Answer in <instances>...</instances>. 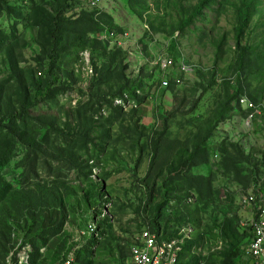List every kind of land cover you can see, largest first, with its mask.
<instances>
[{
    "label": "trees",
    "instance_id": "trees-1",
    "mask_svg": "<svg viewBox=\"0 0 264 264\" xmlns=\"http://www.w3.org/2000/svg\"><path fill=\"white\" fill-rule=\"evenodd\" d=\"M166 1L169 2V0ZM259 2L260 0H237L236 2L233 0H197L196 3L182 10L181 21L177 28L167 35L169 38L166 40L167 52L173 54L175 62H178L184 59L177 50L179 41L184 38L186 31L197 20L204 22L208 20L205 15L206 9L217 4L218 8L214 10L216 17L222 15L228 7L234 8L236 13L234 38L240 55L236 69L241 71H237L230 77H221L218 73V59L209 69L184 59L193 71L190 76L186 75L188 80L182 90L192 89L193 80H197L194 90L199 94L203 93V90L205 91L210 86L204 82L206 75L211 78V85L218 83L217 78L223 81V94L216 100L220 108L217 116L204 121L199 132L194 133L184 142L175 138L174 134L169 132L168 127L164 132L146 133L147 129L140 125L138 110L142 100H148V97H151L153 90L151 92L148 90H155L159 87L165 73L163 74L158 66L152 67L148 62L139 72H131V65L126 64L128 63L127 49L108 45L97 39L98 33L109 30L123 33L128 30L118 26L112 14L104 12L101 8H92L88 3H80L77 0H0V13L5 16L4 20H20L26 29L37 28L36 42L42 49V57L36 59L34 65L36 67H32L30 71L28 68L21 67L19 58H23L24 52L19 47L20 41L15 34L16 30L12 34L13 39H16L13 43L7 31L2 28V25L0 26V54L4 55L2 58L0 56V74L3 73L2 71L6 73L12 70L18 84V92L14 98H11L0 84V132L5 128L16 138L22 141L27 140V132L15 131L13 125L18 121L30 120L27 118L30 113L43 104H57L61 94L73 90L74 88L71 89L73 84L86 79L82 78L83 73L74 68L79 63L80 53L90 52V64L94 69H91L92 77L87 78L92 80L80 89L85 101L80 99L79 105L71 109V115L67 114L68 118L63 127L60 126L61 120L53 114L40 115L36 118L43 121L46 133L50 129L52 130L50 133L70 139V143L67 146L48 147L47 141H37L36 136L22 142L29 151V158L45 154L68 162L70 170H74L78 174L77 177L84 178L88 187L83 189L74 184V186H69L68 181L62 180L51 182V184L37 182L33 188L26 187L19 191L10 190L11 192H8L4 189L6 186L8 188V184L0 177L2 196L0 205L3 210V215L0 212V262L9 251L11 225H14L11 224V219H23L20 217L24 213L28 215L26 221L17 223L18 231L24 234L36 252L39 246L46 245L49 235L45 233L48 229L41 227L42 214L38 216L36 211H33V208L40 203L47 205L48 210L51 207L57 209L64 217L67 215L69 205L72 207L69 216H74L77 209L85 207L88 219H96L99 240L87 239L83 248L77 252L73 264H96L94 256L99 249L100 252L104 249L111 251L110 255L116 253L117 250L123 254L119 245L121 239L117 237L113 220L109 217L99 218L101 209L109 200L104 197L105 194L99 183L90 179L91 167L88 164L91 157H99L97 149H103L104 146L112 143L113 131L116 127L120 139H129L132 143L131 148L137 152L136 166L140 167L146 156L151 160L145 179L141 181L142 188L147 190L149 199L157 196L160 200L154 204L156 209L152 212L153 216L148 217L150 220L146 225H149L152 231L162 233L163 238L176 237L178 229L191 225L195 229L194 237L186 242L178 264H201V257H199L201 255H194L197 252H193V248L201 243L205 233H201L198 229L199 225L197 228L191 222L199 224L200 218L196 216L200 207L206 208L215 202L213 179L204 174L185 172L182 169L183 164L190 163L196 167L208 168L211 158L216 156L215 153L220 150L223 157L219 167L226 176L233 177V182L240 188V194L247 193L261 184V192L264 195L263 148L260 147L258 150L257 147L247 153L240 141L235 140V144L230 145L229 136H232V133H227L225 130L235 116L239 114L246 116L247 112L239 105L242 96H248L247 94L250 93V98L256 104L262 100L258 91L253 92L249 85L246 87L248 83L245 84L243 77L244 72L247 71L249 58L256 52V46L243 45L242 39L245 30L250 27L253 11L257 9ZM159 28L153 25L148 27L150 33L163 32V23ZM196 29L202 33L200 39L203 36L208 37L206 31L198 27ZM13 30L14 26L10 28V31ZM145 45L143 43L144 52L148 49ZM214 45L219 48L223 43L217 46L216 42ZM172 89L174 90V86ZM138 91L141 94H138ZM125 97L137 106L126 110L127 113L121 105H115L116 100H123ZM234 124L231 123V126H235ZM31 126V131L36 134L34 125L31 124ZM219 135L221 140L216 141L221 142L216 144L214 141L217 145L216 149L213 146L211 149L208 142L215 140ZM1 145L0 140V147ZM89 145L93 146V152H89L91 150ZM2 150L0 149V155L3 154ZM84 154L88 156V159H84ZM210 172H212L211 169ZM65 193L69 195L67 200L64 199ZM7 198H11L10 201L16 204L17 210L10 209ZM194 198L195 201H193ZM73 200L75 201L74 206L77 207L75 209H73ZM254 205L256 212L261 206V201L258 200ZM242 209L245 211L244 208ZM165 210L167 214L164 213ZM233 216L232 220L225 217L223 223L225 228L221 230V235L225 239V248L220 253V261L213 264H242L243 249L251 241L253 233L251 227L242 226L243 230H239L238 225L242 219L239 221L238 216ZM143 219L146 220L145 217ZM161 219L163 222L160 221ZM126 242L129 248L131 243ZM93 248H96V251H93ZM65 249L66 243L63 239L54 248H48L46 258L51 261L50 264L57 262ZM110 255L107 257L108 261ZM36 258H38L37 253L34 255V260Z\"/></svg>",
    "mask_w": 264,
    "mask_h": 264
},
{
    "label": "rangeland",
    "instance_id": "rangeland-1",
    "mask_svg": "<svg viewBox=\"0 0 264 264\" xmlns=\"http://www.w3.org/2000/svg\"><path fill=\"white\" fill-rule=\"evenodd\" d=\"M197 0H102L100 8L104 12H109L113 16L114 22L124 29H128L129 33L135 39L137 43H148V55L149 58L158 55H171L167 52V41L174 29L177 28L182 17V10L191 4L196 3ZM237 0H233L236 2ZM225 7V6H224ZM218 8V5H214L210 9L205 10V15L208 17L207 21L197 20L186 31V35L179 41L177 46L178 53L180 52L182 57L196 65L211 68L216 59H218V73L221 77H230L237 73V64L239 58V50L236 49L234 26L236 24V13L234 8L228 7L227 10L219 17H216L214 10ZM0 26L7 31L9 39H13L12 34L16 30L15 34L19 39V47L24 52L23 58H19V65L25 69H32L36 64V59L42 57V49L37 45V28L26 29L23 26V22L20 20L5 21L4 15L0 13ZM15 22V23H14ZM163 23V32L157 31V33H150L147 27L150 25L159 28ZM147 24V25H146ZM14 26V30L10 31V28ZM200 28L208 33V37L205 36L200 39L201 32L196 29ZM160 29V28H159ZM163 34V35H162ZM16 40V39H15ZM13 39V43L15 41ZM219 44L223 43L222 47L217 48ZM243 45H255V53L249 58V64L243 75L245 79L246 87L254 91H258L261 95V101L257 102L261 104L262 110L264 109V0H260L257 9L253 11L250 27L245 30L244 37L242 39ZM85 52V51H84ZM83 52V53H84ZM80 53V60L75 65V70L80 71L84 81L73 84L71 89L66 93L61 94L58 97V103L56 104H43L39 106L37 110H33L27 117L30 120L18 121L13 125L15 131L24 130L27 132L28 139L22 141L10 134L5 128L1 129L0 140L2 145L0 149H3L0 155V177L5 183L8 184L4 187L8 192L10 190L19 191L23 188L35 187L37 182H58L62 180L68 181L69 186H81L83 189H87L86 180L80 176L77 177V173L74 170H70V164L66 161L57 160L52 156L45 154H38L28 157V149L22 142L36 136L37 141H47L48 147L67 146L70 139H65L61 135L50 133L52 130L45 132V124L43 121H39L36 118L40 115L53 114L60 122V126L63 127L64 122L67 120V114H70L72 108L79 105L80 99L85 101V98L80 92L81 88H84L87 83L92 79L93 67L90 64V58ZM90 53V52H89ZM89 55V54H88ZM1 58L4 57L3 53L0 54ZM90 56V55H89ZM86 59V61H84ZM89 60V62L87 61ZM1 63V60H0ZM32 65V66H31ZM1 67V65H0ZM1 69V68H0ZM92 69V70H91ZM0 74V84H2L5 92L9 96L14 98L18 92L17 78L13 71H2ZM191 71L187 73L190 76ZM241 74V73H240ZM22 76V75H21ZM187 76V77H188ZM23 77V76H22ZM215 85H211V78L208 75L205 76L204 82L210 84V86L203 90V93H198L194 90L197 80H193L194 84L192 89L182 90L185 84L181 87L171 88L169 91L156 89L148 90L153 93L148 100H142L141 107L138 110V118H140V125L144 126L147 131L150 132H164L168 127L169 132L174 134L175 138H179L182 141H187L192 137L194 133L199 132V128L204 121L215 118L218 114L219 107L217 105V99L223 94L222 79L217 78ZM237 81V77H236ZM203 84V83H201ZM248 93V92H247ZM250 98V93L247 94ZM153 97V98H152ZM251 99V98H250ZM252 100V99H251ZM254 101V100H253ZM126 112V110H125ZM127 113V112H126ZM31 124L34 125L36 134L31 131ZM227 129V133H232L229 136L231 140L230 145L235 144L234 141L237 136L238 128L237 123ZM240 127V126H239ZM113 131L112 143L108 146H104L103 149H97L99 157L93 156L89 160V166L91 167L90 179L99 183L102 188L104 197L109 200V207L111 215L113 216V227L117 232V237L121 240L119 245L122 248V253L128 251V243L132 242L133 237L144 227L150 220L148 217L153 216L152 212L155 211L156 206L154 204L160 200L157 196H153L149 199V194L146 189L142 188V183L145 179L146 173L151 165L150 158L147 156L144 158V162L140 164V167L136 166L137 152L131 148V141L121 140L119 131ZM235 129V131H233ZM237 129V131H236ZM242 129V128H241ZM4 130V131H3ZM230 131V132H229ZM236 132V134H235ZM50 133V134H49ZM220 135L208 142L211 149L215 147L221 141ZM193 140V139H192ZM215 141V142H214ZM115 144V145H113ZM114 146V147H112ZM91 149L89 152H93L92 145L88 146ZM219 148V147H218ZM258 150L260 147L257 148ZM219 150V149H218ZM230 150V149H229ZM213 152V151H212ZM115 153V154H114ZM210 160L209 167H196L193 164H183V171H192L197 174H204L213 179V191H214V203H211L206 208L200 207L199 213L196 217H199V224L191 222L194 226L200 227L201 233H205L204 239L198 246L193 248L194 255H201V264H213L220 261V253L224 251L225 239L222 237V229L225 228V217H229L228 220L234 218L233 215L239 217V221L244 218L246 211H244L239 203L240 188L233 182L232 176H226L225 172L221 170L220 161L223 157V153L220 150L215 153ZM49 155V154H48ZM84 159H88V156L84 154ZM210 169L212 172H210ZM94 177V178H93ZM72 184H71V183ZM74 184V185H73ZM138 185V186H137ZM79 191V190H78ZM159 195V194H158ZM80 196V195H79ZM0 197L2 198L1 194ZM69 197L66 193L64 199ZM148 198V200H147ZM11 198H7V202L10 209L17 210L16 204L10 201ZM50 200V198H48ZM142 201V203H141ZM195 201V198L193 199ZM70 203V202H69ZM47 204V203H46ZM69 204H67L68 206ZM73 200V209L76 206ZM71 205L67 207V215L64 217L55 208H47V205H36L33 211L38 214H42L41 227L48 229L47 233V248H54L59 242L57 236L60 230L59 227L66 221L71 212ZM77 208V207H76ZM85 208V207H84ZM72 210V209H71ZM0 212L3 215V210L0 205ZM166 213V210L164 212ZM230 214V216H229ZM28 214L21 216L23 219H11V232L17 229V223L20 221H26ZM146 218V220L143 219ZM38 219V218H37ZM65 219V220H64ZM163 219V218H162ZM162 219L160 221H162ZM163 222V221H162ZM227 222V221H226ZM242 222V221H241ZM239 222L238 229L243 230V227ZM63 226V225H62ZM61 226V227H62ZM58 231V233H57ZM241 233V232H240ZM53 235V236H52ZM117 252H120L117 250ZM112 252L105 250L94 256V262L96 264H110L107 257ZM242 264H250V261L243 255Z\"/></svg>",
    "mask_w": 264,
    "mask_h": 264
},
{
    "label": "built area",
    "instance_id": "built-area-1",
    "mask_svg": "<svg viewBox=\"0 0 264 264\" xmlns=\"http://www.w3.org/2000/svg\"><path fill=\"white\" fill-rule=\"evenodd\" d=\"M80 3H88L93 8H100L102 0H77ZM148 28V27H147ZM146 28V29H147ZM178 35V34H177ZM98 38L109 45H116L128 50V63L131 72H139V70L148 62L152 67H159L165 73L161 78L159 90H169L172 86H183L187 78V73L193 71L191 66L187 65L182 59L175 62L174 57L170 55L153 56L148 59V43H145L148 49L144 52L143 43H137L129 31L116 33L114 31H106L98 34ZM153 92V91H152ZM138 94H141L138 91ZM150 97H148L149 99ZM115 105H121L125 110L136 108V104L128 97L123 100H116ZM240 107L247 112L246 116L239 114L233 118L231 123H237L236 141H240L247 153L254 148L261 147L264 151V109L261 105L256 104L248 96H242L239 100ZM227 127L225 130L230 127ZM240 126V127H239ZM242 128V129H241ZM230 132V131H229ZM236 134V132H235ZM261 184L257 185L253 190L247 193H241L239 203L242 208L249 211L253 216L249 219H243L241 225L243 227H251L253 237L249 244L244 247L243 255L251 264H264V195L261 192ZM260 200L261 206L255 212V203ZM107 203L102 209L99 218L109 217L113 220V216ZM95 218L88 219V212L82 207L77 209L74 216H69L62 224L58 233L59 241L65 240L66 249L54 264H73L77 252L83 248L87 239L99 240V229L96 226ZM195 229L191 225H186L178 229V235L173 238H163L162 233L151 230L149 225H145L133 237L132 242L126 253H113L110 255V264H178L179 257L184 250L187 241L193 239ZM9 251L7 256L0 264H50L51 261L46 258L47 245L39 246L37 252L33 245L26 239L24 234L18 229L11 232L8 244ZM96 251V248H93ZM37 253L38 258L34 260Z\"/></svg>",
    "mask_w": 264,
    "mask_h": 264
},
{
    "label": "clouds",
    "instance_id": "clouds-1",
    "mask_svg": "<svg viewBox=\"0 0 264 264\" xmlns=\"http://www.w3.org/2000/svg\"><path fill=\"white\" fill-rule=\"evenodd\" d=\"M92 8H93V7H92ZM101 9H102V8H101ZM103 11H104V10H103ZM147 29H148V28H147ZM109 31H110V30H109ZM110 32H111V31H110ZM98 34H100V33H98ZM98 34H97L96 37H97L98 40H100V39L98 38ZM100 41H101V42H104V41H102V40H100ZM104 43H106V42H104ZM141 43H142V42H141ZM107 44H108V43H107ZM108 45H109V44H108ZM88 54L90 55V53H89L88 51H85V52L83 53L84 56H87V59L90 58V56H89ZM148 59L152 60L153 57L149 58V56H148ZM85 60H86V59H85ZM89 60H90V59H89ZM89 60H87V61L89 62ZM172 87H173V86H172ZM174 87H175V86H174ZM170 89H171V88H170ZM170 89H169V90H170ZM169 90H165V91H169ZM146 100H147V99H146ZM117 106H118V105H117ZM242 220H243V219H242Z\"/></svg>",
    "mask_w": 264,
    "mask_h": 264
},
{
    "label": "crops",
    "instance_id": "crops-1",
    "mask_svg": "<svg viewBox=\"0 0 264 264\" xmlns=\"http://www.w3.org/2000/svg\"><path fill=\"white\" fill-rule=\"evenodd\" d=\"M245 211H246V215H245L244 218L249 219V218H251V217L253 216L249 211H247V210H245ZM250 264H251V263H250Z\"/></svg>",
    "mask_w": 264,
    "mask_h": 264
}]
</instances>
